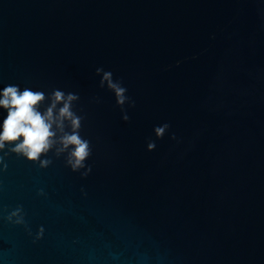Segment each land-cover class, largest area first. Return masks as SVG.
Here are the masks:
<instances>
[{
    "label": "water",
    "instance_id": "95a60500",
    "mask_svg": "<svg viewBox=\"0 0 264 264\" xmlns=\"http://www.w3.org/2000/svg\"><path fill=\"white\" fill-rule=\"evenodd\" d=\"M9 84L79 95L92 171L5 158L0 264H264V0H0Z\"/></svg>",
    "mask_w": 264,
    "mask_h": 264
},
{
    "label": "clouds",
    "instance_id": "9594fccd",
    "mask_svg": "<svg viewBox=\"0 0 264 264\" xmlns=\"http://www.w3.org/2000/svg\"><path fill=\"white\" fill-rule=\"evenodd\" d=\"M96 74H102L99 86H106L114 93L122 119L128 121L129 116L124 106H134V101L126 95L127 89L122 86L121 81L114 80L111 71L98 67ZM79 99L78 94L66 93L60 89H53L47 94L29 87L21 90L19 85L13 84L0 89V108L7 112L0 130V174L8 169L5 158L9 154H15L36 164L39 169L52 166L54 158H63L66 168L79 173L82 179L87 178L92 171L91 165L86 163L92 155V146L80 134L84 117L74 111V105ZM169 127L167 123L155 127V136L163 138ZM171 138L176 139L174 134ZM155 147L154 141L148 142L149 151ZM81 191L84 192L83 189ZM36 194L47 198L42 187ZM4 219L11 225L22 227L33 236L22 205L9 211ZM44 235L45 228L41 225L34 233V242L42 240Z\"/></svg>",
    "mask_w": 264,
    "mask_h": 264
}]
</instances>
